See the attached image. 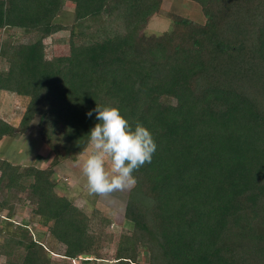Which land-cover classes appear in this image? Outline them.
Wrapping results in <instances>:
<instances>
[{"label": "trees", "instance_id": "obj_1", "mask_svg": "<svg viewBox=\"0 0 264 264\" xmlns=\"http://www.w3.org/2000/svg\"><path fill=\"white\" fill-rule=\"evenodd\" d=\"M199 24L169 15L146 36L161 0H0V91L28 103L17 126L0 119V141L39 134L57 159L89 145L100 106H114L154 136L151 163L134 172L114 256L110 236L56 193L54 168L0 159V254L6 264H52L15 206L82 264H264V0H189ZM72 4L70 27L57 22ZM69 30L67 53L48 58L45 40ZM174 100V104L165 99ZM100 225V226H99Z\"/></svg>", "mask_w": 264, "mask_h": 264}, {"label": "rangeland", "instance_id": "obj_2", "mask_svg": "<svg viewBox=\"0 0 264 264\" xmlns=\"http://www.w3.org/2000/svg\"><path fill=\"white\" fill-rule=\"evenodd\" d=\"M161 8L157 15L147 23L143 33L146 36L159 35L169 29V15L181 16L197 22L205 23V18L200 7L189 0H161ZM72 4L65 2L58 15L57 22L70 27L72 23ZM69 30L58 33L52 38L45 40L46 55L52 58L67 53L66 41ZM10 37L18 42H28L31 36H27L18 30L0 31V41ZM7 65L0 62V70L6 69ZM166 103L174 104V100L165 99ZM28 103L25 97H17L13 94L0 91V119L13 126H17L24 109ZM38 120L35 119L29 130L17 138H4L0 141V159L19 165L21 169L28 166L38 168H54L55 191L58 195L66 197L78 209H80L93 222L103 226L105 234L110 236V242L102 244V255L106 259L114 256L118 236L126 234L129 226L124 220V208L129 189L118 190L104 196L89 192L87 178L83 174V165L91 154L92 149L88 145L85 152L78 156L75 161L57 159V153L51 150L42 140L39 134ZM2 216L5 211L0 212ZM13 223H27L32 238L39 241L49 251L52 264H82L79 260H65L63 254L64 245L55 241L48 233L47 226L41 225L38 218L31 214V205L19 203L15 206ZM99 225V226H100ZM0 264H6L4 256L0 254Z\"/></svg>", "mask_w": 264, "mask_h": 264}, {"label": "clouds", "instance_id": "obj_3", "mask_svg": "<svg viewBox=\"0 0 264 264\" xmlns=\"http://www.w3.org/2000/svg\"><path fill=\"white\" fill-rule=\"evenodd\" d=\"M93 113L99 122L88 136L92 152L83 165L89 192L104 196L135 187L133 173L151 163L156 151L153 133L139 122L133 127L119 107L97 104L88 117Z\"/></svg>", "mask_w": 264, "mask_h": 264}]
</instances>
